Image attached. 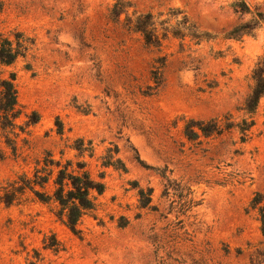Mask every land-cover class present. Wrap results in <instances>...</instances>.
Instances as JSON below:
<instances>
[{"label": "rangeland", "instance_id": "374dc122", "mask_svg": "<svg viewBox=\"0 0 264 264\" xmlns=\"http://www.w3.org/2000/svg\"><path fill=\"white\" fill-rule=\"evenodd\" d=\"M1 1L0 33L13 39L20 32L33 43L5 69L16 75L17 124L38 122L18 139L16 156L0 142V196L18 175H31L46 152L77 161L69 150L76 139L95 148L93 159H83L94 179L102 171L97 159L111 145L127 173L104 170L105 191L79 221L78 235L30 193L10 206L0 199V264H264V238L250 208L264 195V97L245 143L237 131L196 142L182 135L186 119L230 113L241 120L236 109L264 53V27L240 41L223 35L249 19L234 2L264 12V0ZM117 1L129 8L115 22L109 12ZM133 13L161 14L169 26L185 15L216 38L196 44L168 36L160 48H147L123 25ZM158 60L164 66L152 92ZM135 183L152 189L156 211L138 208ZM53 241L58 252L46 248Z\"/></svg>", "mask_w": 264, "mask_h": 264}, {"label": "trees", "instance_id": "16d2710c", "mask_svg": "<svg viewBox=\"0 0 264 264\" xmlns=\"http://www.w3.org/2000/svg\"><path fill=\"white\" fill-rule=\"evenodd\" d=\"M2 8L3 3L0 0V12ZM128 8L126 3L117 1L109 12L110 18L118 22L120 15L125 13ZM232 8L240 16H248L249 19L234 25L224 33L223 39L240 41L243 37H254L255 33L264 27V12H260L256 8L251 9L243 1L234 2ZM170 15H173V12ZM160 17L161 14L133 13L131 16H125L123 25L128 31L139 34L147 48H160L161 43L168 36L181 40L189 38L196 44L216 38L211 33L200 31L195 24L188 21L185 15L180 22L176 23V26H169L167 21H161ZM12 36L13 39L0 33V142L10 155L16 156L18 139L26 135L27 128L35 125L38 119L35 118L24 125L17 124L21 112L18 108L17 91L14 84L16 75L13 72L5 74V69L12 67L18 59L25 58L33 43L23 33L15 32L12 33ZM157 64L158 67L151 73L154 84L153 87H150L152 92L160 85V71L164 66V61L158 60ZM251 82L252 86L248 95L236 109L242 114L241 120L235 122L230 113L208 120L186 119L183 121V137L188 142H196L200 138L208 139L218 137L226 132L237 131L240 142L245 143L255 126L253 118L259 101L264 97V53L257 59L251 71ZM57 126V134L61 136L63 134L62 126L60 123ZM69 150L76 153L77 161L64 160V151L60 152L58 160L52 153L46 152L35 161L31 175L22 173L2 188L0 199L10 206L19 203L24 195L30 193L40 204L53 205L57 219L72 234L78 235L79 221L84 216L95 212L96 200L105 191L104 170L112 169L126 174L127 168L118 157L117 146L111 145L97 159L99 169L102 171L98 174L97 179H94L89 171L88 163L83 160L85 157L89 159L95 157V148L92 142L76 139L69 146ZM4 156L5 152L0 148V159H3ZM162 177L165 178L164 175ZM133 186L137 189L138 208L156 211L151 203L152 189L140 188L137 183ZM250 208L257 213L260 231L264 238V195L256 194L250 203ZM126 225L125 221L119 226L123 228ZM46 248L54 252L61 250L60 245L56 242L46 245Z\"/></svg>", "mask_w": 264, "mask_h": 264}]
</instances>
